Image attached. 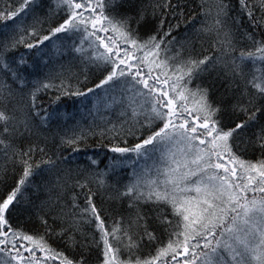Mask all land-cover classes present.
I'll return each instance as SVG.
<instances>
[{
	"label": "snow or ice",
	"instance_id": "snow-or-ice-1",
	"mask_svg": "<svg viewBox=\"0 0 264 264\" xmlns=\"http://www.w3.org/2000/svg\"><path fill=\"white\" fill-rule=\"evenodd\" d=\"M0 264H264V0H0Z\"/></svg>",
	"mask_w": 264,
	"mask_h": 264
}]
</instances>
